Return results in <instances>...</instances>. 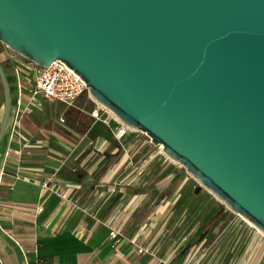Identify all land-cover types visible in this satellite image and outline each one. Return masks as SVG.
<instances>
[{
	"label": "water",
	"instance_id": "obj_1",
	"mask_svg": "<svg viewBox=\"0 0 264 264\" xmlns=\"http://www.w3.org/2000/svg\"><path fill=\"white\" fill-rule=\"evenodd\" d=\"M0 43L40 68L64 62L264 233V0H0ZM0 87L1 143V65Z\"/></svg>",
	"mask_w": 264,
	"mask_h": 264
},
{
	"label": "crops",
	"instance_id": "obj_2",
	"mask_svg": "<svg viewBox=\"0 0 264 264\" xmlns=\"http://www.w3.org/2000/svg\"><path fill=\"white\" fill-rule=\"evenodd\" d=\"M1 62L12 108L18 96L27 97L32 75L16 76L6 53ZM81 97L70 107L41 99L21 119V140H7L8 118L0 143V166L9 151L0 174V236L6 242L0 239V264H195L199 255L198 264H264L261 235L211 203L181 215L186 225L171 237L176 207L186 204L178 199L185 177L151 150L150 141L133 133L116 140L108 113ZM56 191L76 205L60 203ZM37 206L42 210L31 219ZM201 210L204 218L194 221ZM109 226L123 235L114 245ZM201 228L203 236L193 242ZM133 241L152 253H138Z\"/></svg>",
	"mask_w": 264,
	"mask_h": 264
},
{
	"label": "built area",
	"instance_id": "obj_3",
	"mask_svg": "<svg viewBox=\"0 0 264 264\" xmlns=\"http://www.w3.org/2000/svg\"><path fill=\"white\" fill-rule=\"evenodd\" d=\"M4 48L6 53V59H9L12 63V67L16 76L21 73L31 74L32 80L31 84L28 88L27 97L18 96L14 102V106L12 107V112L9 116V124L7 126V140L17 139L21 140L22 136L19 132L21 119L27 116L31 112V108L33 105L36 107L41 106V99L47 102H56L64 107L73 106L76 99L80 97L82 94L90 97L87 92V87L85 82L79 76L73 72L72 68H68L64 62L60 60H54L48 64L45 68H40L31 61L26 58L12 52L9 50L4 44L0 43ZM2 52H0L1 54ZM39 97L40 99H37ZM111 120L114 122V125L111 128L112 136L118 140L124 134L135 130L121 121H119L114 115L108 113ZM58 122H63L61 117L57 118ZM158 149V152L162 153L161 146L154 145ZM9 151L6 148L2 153L1 166L8 160ZM19 151H15V158L13 159V164L15 168L18 167L19 164ZM1 166H0V174H1ZM57 170V168H54ZM141 171H138L137 174H140ZM43 187H47V183L43 182L41 184ZM55 192V191H54ZM57 195L60 198V203L62 204H71L76 205V199L68 200L65 195V191H56ZM42 210L41 206H37L34 210V213L30 215V218L33 219L34 216ZM239 216V215H238ZM242 221L246 222L249 226V222L245 221L244 218L240 217ZM260 235L261 240L264 242V233L255 229ZM108 237L112 239V244L119 242L123 239V235L120 233L118 228L109 226ZM185 240V237L182 236L180 238V243ZM133 245L136 248L138 253H152V248L149 246L139 245L138 242L133 241ZM179 243V244H180ZM176 248V247H175ZM174 250V249H173ZM172 250V252H173ZM190 256V255H189ZM192 256V255H191ZM190 256V257H191ZM189 257V260L192 258ZM202 255H199L196 258L195 264H198ZM215 262L211 263L214 264ZM27 264H41L40 259H35Z\"/></svg>",
	"mask_w": 264,
	"mask_h": 264
},
{
	"label": "rangeland",
	"instance_id": "obj_4",
	"mask_svg": "<svg viewBox=\"0 0 264 264\" xmlns=\"http://www.w3.org/2000/svg\"><path fill=\"white\" fill-rule=\"evenodd\" d=\"M5 48L0 44V52L4 53L5 51ZM2 66H4V62H1L0 63ZM84 94H82V97L81 99L82 100H85L87 99L86 96H83ZM43 105L45 106L46 104L43 103ZM99 106V105H98ZM108 109L106 108H103L101 107V113H109L107 111ZM1 113H2V92H1V87H0V117H1ZM109 115V114H108ZM129 133H133V135H136V138L137 139H142V140H146V141H149V138L143 133L141 132L140 130L138 129H135V130H132L131 132ZM2 145V144H0ZM1 147V146H0ZM151 150L153 152H158V149L156 148V146L154 145H151ZM158 154H162L160 152H158ZM164 155L165 157H167L164 153L162 154ZM168 158V157H167ZM170 163L173 165V167L177 170H179L180 174L185 177V186L179 190V197L178 199L179 200H186V204H183L181 202H179L178 206L176 207V212L178 214V218H176L175 220V223L176 224H170V227L169 228H173V232L174 233H171V237L174 238V235L180 231L181 229H183L186 225V222H185V218H181L180 216L183 215V214H186L188 211L190 212V214H194L196 211H198V209L200 207H204V205L207 203H211V204H214L218 207H221L222 209L226 210L227 213L229 214V217H231L233 220L235 221H238L248 227H251L252 229H256L254 226H249L246 222L242 221L241 220V216L234 212H232L229 208H227V206L221 201L219 200L217 197H215L209 190H207L205 187H203L201 184H199V182L194 179L191 175H189L184 167L182 165H180L178 162L176 161H173L171 160L170 158H168ZM203 213V214H202ZM201 216H199V214L195 217V220H198V217H199V220L204 218L205 216V213L203 212V210H201ZM181 218V219H180ZM179 219V220H178ZM243 219V217H242ZM245 221H247V219L244 218ZM248 222V221H247ZM196 224V223H195ZM194 223H192L191 225L194 226L195 225ZM252 225V224H250ZM187 248L188 247H184L182 248L183 250L181 252H186L187 251Z\"/></svg>",
	"mask_w": 264,
	"mask_h": 264
},
{
	"label": "trees",
	"instance_id": "obj_5",
	"mask_svg": "<svg viewBox=\"0 0 264 264\" xmlns=\"http://www.w3.org/2000/svg\"><path fill=\"white\" fill-rule=\"evenodd\" d=\"M210 217V216H209ZM204 228H201L195 235V237L193 238V242L195 241H198L202 236H203V233H204Z\"/></svg>",
	"mask_w": 264,
	"mask_h": 264
},
{
	"label": "bare ground",
	"instance_id": "obj_6",
	"mask_svg": "<svg viewBox=\"0 0 264 264\" xmlns=\"http://www.w3.org/2000/svg\"><path fill=\"white\" fill-rule=\"evenodd\" d=\"M97 104H99V103H97ZM100 105V104H99ZM101 107H103V108H106V107H104V106H102V105H100ZM107 109V108H106ZM108 111V110H107ZM110 111V110H109ZM108 111V112H109ZM109 113H111L112 115H113V113L110 111ZM248 221V220H247Z\"/></svg>",
	"mask_w": 264,
	"mask_h": 264
}]
</instances>
